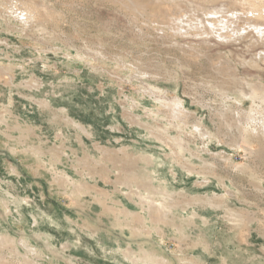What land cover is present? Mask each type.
<instances>
[{
    "label": "rangeland",
    "instance_id": "rangeland-1",
    "mask_svg": "<svg viewBox=\"0 0 264 264\" xmlns=\"http://www.w3.org/2000/svg\"><path fill=\"white\" fill-rule=\"evenodd\" d=\"M156 1L0 0V264H264V35Z\"/></svg>",
    "mask_w": 264,
    "mask_h": 264
},
{
    "label": "bare ground",
    "instance_id": "bare-ground-1",
    "mask_svg": "<svg viewBox=\"0 0 264 264\" xmlns=\"http://www.w3.org/2000/svg\"><path fill=\"white\" fill-rule=\"evenodd\" d=\"M114 1H120L122 3V5L124 4L126 7H128L129 5H133L137 10L142 11L143 8V4H139L136 2V0H114ZM255 1V0H254ZM257 1V0H256ZM262 2H264V0H260ZM259 1V2H260ZM184 2V3H183ZM220 2H224L222 4H220ZM152 5L157 6L158 9L156 11L155 17L158 18V20L162 21V22H167L168 20L167 17L169 15L172 16V12L175 11H181L180 13L174 14L173 17L174 19L169 21L170 23H175L176 21L182 23V19H180L181 16H185L186 20L188 19L187 14L192 13V15L195 17L196 19V23L195 25L198 23L200 26H202L205 30V33H209L212 30L214 31L217 27V24H215L216 22H230L234 25L235 29L237 30V32L240 30H244L247 31L253 35H264V13H262L261 11H264V7L263 9H261L260 7H256L253 6L250 0H211L210 4H205V3H194L193 1L190 0H157L156 2H151ZM182 3L186 6V8H182ZM229 5H233L236 7V10L231 11L229 9L225 10L224 6H229ZM252 5V6H251ZM124 6V7H125ZM260 6V5H259ZM43 8V6H41L40 4H37V7H23V9H21L19 11V16L22 15V18H18V20H20L21 22H23V25L29 24L30 22L35 21V18L38 17L40 18L39 12L40 10ZM129 8V7H128ZM134 9V8H133ZM135 9V10H136ZM15 11H17V9L15 8ZM140 11V12H141ZM248 12H250L251 14H247ZM43 13V12H42ZM46 13V12H45ZM137 13V12H136ZM135 13V14H136ZM143 13V12H142ZM141 13V14H142ZM222 13H225L226 15H223ZM47 14V13H46ZM138 15V14H137ZM204 15H209V18H205L203 17ZM42 17V16H41ZM191 17V16H190ZM192 18V17H191ZM214 18V19H213ZM194 19V18H193ZM191 19V20H193ZM194 19V20H195ZM43 20V19H42ZM159 21V22H160ZM37 22V21H36ZM225 23V25H226ZM35 24V23H34ZM229 24V23H228ZM194 25V24H193ZM188 26L190 27L191 25L188 24ZM221 26V25H220ZM227 27V25H226ZM41 29V28H40ZM201 29V28H200ZM232 29V28H231ZM18 30V29H17ZM211 30V31H210ZM45 31V30H44ZM221 31V30H220ZM219 31V32H220ZM234 33V32H233ZM240 33V32H239ZM237 34V33H236ZM223 35V34H222ZM233 35V34H232ZM240 35V34H239ZM247 35V34H246ZM215 36V35H213ZM221 36V35H220ZM235 36V35H234ZM233 36V37H234ZM217 38V37H216ZM256 38V37H255ZM263 39V38H262ZM255 41V40H254ZM260 41V40H259ZM259 43V42H258ZM194 50V49H193ZM88 59V58H87ZM232 84L234 86H240L239 85V80L237 79H232ZM231 82V81H230ZM244 85V87H242L244 90L246 89ZM241 87V86H240ZM248 87V86H247ZM238 88V87H237ZM256 90L258 89L259 91H262L260 89V87H255ZM246 91H248V89H246ZM249 92V91H248ZM258 92V91H257ZM250 93V92H249ZM254 96V95H253ZM178 102V100L176 101ZM11 103V102H10ZM179 103V102H178ZM178 105V104H177ZM238 121L237 119H233V121L229 122L228 125L229 127H234L236 128L238 126ZM14 125V124H13ZM263 125V123H262ZM19 130V129H18ZM243 136V134H241ZM25 138V137H24ZM23 142V141H22ZM66 148V147H65ZM55 171V170H54ZM65 173V172H64ZM59 175V174H58ZM64 178H61L63 180L65 179H70L69 174H62ZM66 177H65V176ZM56 177V176H55ZM63 183V181H62ZM66 184V183H65ZM148 200V199H147ZM2 237V236H1ZM2 238H0L1 240ZM6 240V239H5ZM3 241V240H2ZM1 242V241H0ZM4 242V241H3ZM2 242V244H3ZM7 242V240H6ZM5 242V243H6ZM11 242V241H10ZM14 245V244H13ZM9 246H11V244L9 243ZM6 248V247H5ZM12 248V247H11ZM8 249V248H7ZM233 257V256H232ZM253 260V259H252ZM165 262L162 264H169V262L167 260H164ZM147 262V261H146ZM150 262V260H149ZM160 262V261H159ZM159 262H156V264H160ZM152 264V263H149ZM257 264V263H256Z\"/></svg>",
    "mask_w": 264,
    "mask_h": 264
}]
</instances>
